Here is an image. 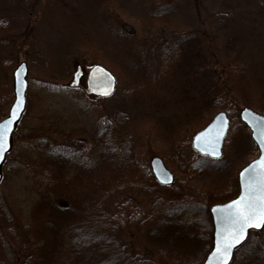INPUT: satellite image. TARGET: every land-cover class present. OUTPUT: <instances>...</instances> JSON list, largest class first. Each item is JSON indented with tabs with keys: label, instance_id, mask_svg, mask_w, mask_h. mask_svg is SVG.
<instances>
[{
	"label": "rangeland",
	"instance_id": "obj_1",
	"mask_svg": "<svg viewBox=\"0 0 264 264\" xmlns=\"http://www.w3.org/2000/svg\"><path fill=\"white\" fill-rule=\"evenodd\" d=\"M22 61L29 69L30 107L0 183V199L9 200L21 216L16 223L21 240L31 238L25 229L36 217L32 211L40 205V190L53 183L63 189L66 177L52 166V180L40 172L38 147L47 134L62 130L84 142L107 120L115 127L118 154L126 142L138 167L153 175L152 159L160 157L182 181L172 187L176 180L164 186L153 178L158 184L154 190H193L182 186L189 181L206 192L210 207L237 196L239 171L258 155L240 111L247 106L264 115V0H0V102H7L0 107V120L13 101V71ZM94 64L116 76L113 96L103 99L86 87ZM79 65L82 87L73 84ZM209 92L211 97L222 95L226 109L205 107ZM220 110L231 112L234 125L223 157L213 160L197 153L192 141ZM49 138L54 148L63 141ZM89 150L98 156L93 146ZM132 173L139 176L136 168ZM134 201L151 205L150 197ZM197 214L198 223L205 220L203 213ZM50 224L63 228L56 217ZM175 230L183 231L166 226L157 228V236L175 238ZM212 233L211 218V244ZM42 236L47 242L56 240L46 232ZM72 239L68 235L67 250L50 253L38 264H82L84 256L72 252ZM254 260L256 264L257 255Z\"/></svg>",
	"mask_w": 264,
	"mask_h": 264
},
{
	"label": "trees",
	"instance_id": "obj_2",
	"mask_svg": "<svg viewBox=\"0 0 264 264\" xmlns=\"http://www.w3.org/2000/svg\"><path fill=\"white\" fill-rule=\"evenodd\" d=\"M223 98L222 95L211 97L209 92L203 105L211 110L226 109ZM6 105V98H2L0 107ZM114 129L107 120L100 121L92 139L84 142L62 130L46 135L47 139L38 147L39 169L49 180L54 178L50 166L64 172L63 189L53 183L49 190H40V205L32 211L36 217L32 216V224L25 229L26 236L31 238L26 240H21L18 234L19 214L12 210L9 200L0 199V228L4 230L0 233V264L41 263L50 253L67 250L71 234L75 238L71 240L75 247L72 252L77 257L84 256L82 264H201L204 261L211 245L210 203L206 192L195 190L189 181H184L182 186L193 190H154L158 184L149 169L138 167L133 147L125 142L121 147L123 154H118L120 146L113 136ZM49 136L53 141H63L54 148ZM90 146L97 150L98 156L90 154ZM135 168L139 176L133 178ZM180 169L187 173L186 168ZM180 183L177 178L172 187H179ZM140 196L150 197L151 205L145 207L134 201ZM197 213H203L205 220L198 223ZM190 216L196 219L189 221ZM54 217L63 224L62 229L50 224ZM166 226L183 231L175 230V238L158 237L157 228L163 230ZM45 232L56 240L47 242L42 236ZM174 240L177 247L173 246ZM55 243L56 246H50ZM47 244L50 249L46 248ZM171 248L177 249L176 254L170 253ZM256 255L259 259L256 264H264V229L250 233L231 264H255Z\"/></svg>",
	"mask_w": 264,
	"mask_h": 264
},
{
	"label": "water",
	"instance_id": "obj_3",
	"mask_svg": "<svg viewBox=\"0 0 264 264\" xmlns=\"http://www.w3.org/2000/svg\"><path fill=\"white\" fill-rule=\"evenodd\" d=\"M81 68L79 67L75 73L73 84H78L81 77ZM83 73V72H82ZM29 69L27 63L22 61L13 72V93L14 100L10 106L8 115L0 122L13 118L10 127V132L7 135V141L5 144V151L0 154V181L2 179V166L5 162L7 154L11 151L13 145V134L17 129V125L20 122L26 107H27V92L29 88L28 82ZM117 78L114 73L102 64L94 65L86 79V85L89 89L99 93L101 97H111L116 90ZM104 93H108L105 95ZM240 119L246 124L251 132V139L256 144L260 155L248 163L242 168L238 175L239 194L225 203L214 204L210 208V215L213 224L212 235V248L207 254L206 259L202 264H218L217 259L213 257V252L216 249L218 240L221 239L224 229L227 227L228 221L226 219L225 208L230 205L232 201L238 200L245 193V185L250 180L255 182L259 177L256 170V164L254 162L259 161L264 156V145L261 144V138H264V115L258 111L245 107L240 112ZM230 120L227 113L221 111L217 113L210 123L198 131L192 141V147L198 151L201 155H208L213 159H218L223 156L224 140L229 130ZM207 134L208 138L215 140V147L219 155L213 156L210 154V145L205 143V140L201 138L197 140V137L201 134ZM217 133H220L217 138ZM152 172L156 180L163 185H170L174 181V174L166 167L165 163L160 157H154L151 162ZM245 169H248L245 172ZM264 229V225L260 227H248L245 230V234L238 243L232 247L227 259V264H231L234 258V253L242 247L247 241L251 231L260 232Z\"/></svg>",
	"mask_w": 264,
	"mask_h": 264
},
{
	"label": "snow or ice",
	"instance_id": "obj_4",
	"mask_svg": "<svg viewBox=\"0 0 264 264\" xmlns=\"http://www.w3.org/2000/svg\"><path fill=\"white\" fill-rule=\"evenodd\" d=\"M107 95L108 93H104ZM15 118L0 122V154L5 151L7 135L10 132V125ZM220 133H217V138ZM203 138L207 145H210V154L219 155L215 147V140L208 138L207 134L202 133L197 140ZM261 144L264 145V138H261ZM258 179L249 181L245 185V193L238 200L232 201L226 206L225 214L228 221L227 227L223 231L221 239L218 240L213 257L217 259L218 264H227L230 250L243 238L245 230L248 227H260L264 225V156L259 161L254 162ZM248 169H245L247 172Z\"/></svg>",
	"mask_w": 264,
	"mask_h": 264
},
{
	"label": "flooded vegetation",
	"instance_id": "obj_5",
	"mask_svg": "<svg viewBox=\"0 0 264 264\" xmlns=\"http://www.w3.org/2000/svg\"><path fill=\"white\" fill-rule=\"evenodd\" d=\"M80 65H81V64H80ZM81 68H82V67H81ZM80 84H81V87H82V72H81Z\"/></svg>",
	"mask_w": 264,
	"mask_h": 264
}]
</instances>
